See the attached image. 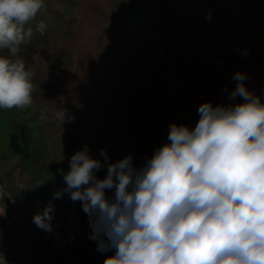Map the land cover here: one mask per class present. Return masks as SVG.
<instances>
[{"label": "trees", "instance_id": "obj_1", "mask_svg": "<svg viewBox=\"0 0 264 264\" xmlns=\"http://www.w3.org/2000/svg\"><path fill=\"white\" fill-rule=\"evenodd\" d=\"M186 1L192 12L178 22L192 42L196 62L214 82L200 94L190 79L184 80L180 56L168 74L155 76L138 92L148 95L147 101L138 103L119 93L115 88L119 84L107 90L117 74L109 71L115 61V42L125 37L127 26L149 23L156 13L169 14L171 8L175 13ZM85 4V0H44V7L25 26L33 29V36L16 57H10L22 60L26 70L34 73V103L26 109H0V185L11 195L9 210L24 207L33 215L42 211L56 191L66 188L57 170L69 171L71 156L85 145L102 162L99 152L104 149L111 162L131 154L143 167L154 150L167 142L172 123L195 127L203 102L213 106L242 102L241 97L229 100L237 72L246 74V87L264 101V0H133L122 5L94 36L90 46L95 56L79 52V34L94 12ZM209 10L211 20L207 21ZM40 22L46 25L43 34L36 31ZM171 27L165 29L170 42ZM112 31H116L113 36ZM0 56L10 54L0 50ZM54 72L63 73L62 77L56 78ZM59 107L75 119L60 121ZM42 111L46 113L43 120ZM107 123L112 125L105 129ZM96 175L104 178L106 167ZM106 195L112 197L114 190H106ZM53 204L52 237H46L33 222L22 228L19 222L8 226L0 219V256L22 259L30 249L32 264H104L113 252H99L97 242L89 238L91 228L81 202H72L65 192Z\"/></svg>", "mask_w": 264, "mask_h": 264}, {"label": "clouds", "instance_id": "obj_2", "mask_svg": "<svg viewBox=\"0 0 264 264\" xmlns=\"http://www.w3.org/2000/svg\"><path fill=\"white\" fill-rule=\"evenodd\" d=\"M43 7L44 0H0V50L10 54L0 56V109L34 103V73L10 57L30 41L33 29L25 26ZM45 27L40 22L36 31ZM233 79L229 100L242 102H203L195 127L172 123L167 142L143 167L131 154L111 162L104 149L102 162L85 145L71 156L69 171L57 170L66 188L32 222L51 232L53 200L67 192L81 202L97 250L113 252L104 264H264V101L248 90L246 74ZM57 118L75 119L63 107ZM104 167L101 179L96 173Z\"/></svg>", "mask_w": 264, "mask_h": 264}, {"label": "rangeland", "instance_id": "obj_3", "mask_svg": "<svg viewBox=\"0 0 264 264\" xmlns=\"http://www.w3.org/2000/svg\"><path fill=\"white\" fill-rule=\"evenodd\" d=\"M131 1L133 0H85L86 7H91L94 12L89 14L88 20L85 22V26L81 29L79 34V44L81 47L79 52L86 51L92 56H95L90 42H93L94 36L100 29L106 26L111 16L117 12L122 5ZM219 3H221V1H219ZM160 10L161 9H158L159 12ZM191 12L192 8L189 1H186V4H183L182 7L179 6L176 8L175 13H173V9L171 8L169 9V14H166L165 11H163V13H156L153 21L149 23H144V21H138L137 24L130 23V26H127L125 37L115 42L117 44V48L113 53L115 61L114 63L111 62V66H113L109 68V71L111 69V73L117 74L113 75V81L107 90H112L115 85L119 84V86L115 87L119 93L129 95L138 103L147 101L149 99L148 95L145 93L138 94V92L142 90L151 79L155 78V76H162L165 73L168 74L171 69L174 68V64L178 62L179 57L182 56V68L186 76L183 77L184 80L190 79L191 83L199 88L200 91H197L202 94L203 91L201 92V89L212 84L214 79L210 80V77L204 74L203 69L200 68L199 64L196 62L192 42L181 27L182 25L178 22L179 19L187 20ZM167 15H169V17ZM171 19H177V22L174 21L175 25L171 24L172 27L170 25L171 22H169ZM118 25L119 19L113 28H118ZM133 26L135 29H131ZM168 26L169 28L171 27L172 30V42L166 38L167 31L165 29ZM163 31L165 33H163ZM115 32L116 31H112L111 35L113 36ZM161 40H165V42H161ZM166 43H168V47H166ZM111 49H113V47H111ZM153 49L154 51L149 54L148 52H151ZM146 53H148V56L136 60L139 56L141 57ZM129 62H133L134 64L129 65ZM242 62L244 63L245 59H243ZM52 74L57 78L62 77L63 73L54 72ZM236 99H239V96H237ZM105 121L107 122V120ZM108 124L112 125L107 123L105 129L109 127ZM28 126H32L31 123H28ZM105 129L103 127V130ZM141 163V160L138 161L133 157L134 166L140 167ZM10 201H12L11 195L0 185V212H4L0 214V219L5 220L8 226L13 225L14 222H19L22 228H26L28 225L27 222H32V212H29L30 210L24 207L9 210L8 208L11 207V205L7 203ZM37 209H39V206H37ZM24 216L27 217L28 220H26ZM40 231L46 237L53 236L51 233L42 229H40ZM54 240L57 242L56 238ZM31 246L34 249L35 243H32ZM30 252V249H26L22 259H6L0 256V264H32L28 257L30 256Z\"/></svg>", "mask_w": 264, "mask_h": 264}]
</instances>
